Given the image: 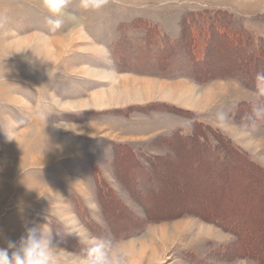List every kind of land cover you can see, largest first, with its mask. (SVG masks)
<instances>
[{"label":"rangeland","instance_id":"obj_1","mask_svg":"<svg viewBox=\"0 0 264 264\" xmlns=\"http://www.w3.org/2000/svg\"><path fill=\"white\" fill-rule=\"evenodd\" d=\"M40 5L0 0V246L19 242L39 224L59 244L61 264H78L84 248L65 232L118 240L130 264H256L224 257L235 236L197 216L149 220L142 197L148 158L170 155L184 165L162 167L158 175L167 181L151 183L159 201L151 212L170 214L197 199L194 207L203 210L245 207L213 181L220 169L201 175L198 165L206 158L190 155L192 148L173 154L164 138L190 133L201 121L264 166V122L245 128L243 114L235 112L251 89L236 77L184 75L192 57L188 33L204 25L261 43L264 0H108L99 13L72 0L82 25L56 32ZM218 46L211 48L212 63L219 70L235 67L240 56ZM33 54L45 63L30 64L25 57ZM144 79L166 84L147 90ZM220 109L232 117L224 126L215 118ZM129 147L144 172L132 169Z\"/></svg>","mask_w":264,"mask_h":264},{"label":"trees","instance_id":"obj_2","mask_svg":"<svg viewBox=\"0 0 264 264\" xmlns=\"http://www.w3.org/2000/svg\"><path fill=\"white\" fill-rule=\"evenodd\" d=\"M200 32L191 31L187 39L190 74L195 80L204 81L217 77H236L246 87L252 89L255 83L254 74L264 71V40L256 44L252 38L243 36L240 32L229 31L226 28L217 26L216 23L204 25ZM222 43L219 44L218 42ZM221 52L227 54H237L240 56L237 65L230 69H217V65L211 58V48L214 46ZM242 62V63H240ZM240 64V65H239ZM251 110L249 101L242 102L235 109L236 113L245 116ZM183 111V110H182ZM190 133L177 131L170 137L164 138L170 146L171 153L181 152L178 148L194 149L193 157L205 159L199 162V171L202 174L218 172L213 181L218 180L219 187H226L223 193L234 196L235 203H242L245 207L237 205L235 211L198 209L200 199L192 201L191 205H183L175 209L170 214L151 212L156 211L159 201L151 191V183L159 180L160 185L166 183V178L158 175L162 167L171 170L180 168L184 165L183 161L166 157H150L148 164L151 170H147V194L142 197V201L149 205L146 215L149 220L170 219L178 216L194 215L207 222H211L235 236L224 249V257L235 259L245 257L251 259L256 264H264V166L259 164L249 154L233 142L217 128L212 125L204 124L201 121L195 122L191 127ZM174 154V153H173ZM182 155V154H181ZM180 156V155H178ZM196 160V159H195ZM129 162L132 169H139L144 172L145 166L133 149L129 147ZM146 170V169H145ZM135 172V171H134ZM136 174V173H135ZM145 174V175H146ZM161 181V182H160ZM235 185L240 188L233 189ZM198 198V197H197ZM149 199V200H148ZM148 201V202H147ZM196 208V209H194ZM258 216L254 218V216ZM252 218V219H251ZM233 258V259H234Z\"/></svg>","mask_w":264,"mask_h":264},{"label":"clouds","instance_id":"obj_3","mask_svg":"<svg viewBox=\"0 0 264 264\" xmlns=\"http://www.w3.org/2000/svg\"><path fill=\"white\" fill-rule=\"evenodd\" d=\"M72 0H41V8L45 12V21L49 30L56 32L66 24L72 23L81 26V17L71 11ZM79 7L86 11L102 12L108 0H78ZM32 65L37 62L45 63L43 58L33 54L32 57H25ZM249 103L251 110L242 117L245 128L255 130L260 122H264V71L255 74L254 87L250 90ZM42 115V114H41ZM219 125L224 126L231 120V115L224 109L215 114ZM8 141L13 139L7 134ZM23 213V206L18 205ZM45 225L35 224L27 229V234L19 242L6 241V247L0 246V264H61L60 247L54 243L50 233L45 230ZM63 232V226H62ZM75 234L80 243L84 245L83 255L79 258L78 264H130V253L125 250L118 240L108 237H84L79 233ZM3 233L0 232V237Z\"/></svg>","mask_w":264,"mask_h":264},{"label":"bare ground","instance_id":"obj_4","mask_svg":"<svg viewBox=\"0 0 264 264\" xmlns=\"http://www.w3.org/2000/svg\"><path fill=\"white\" fill-rule=\"evenodd\" d=\"M144 81L146 82V83H148V84H146V86H145V88L148 90L150 87H151V83L152 84H157V83H159L158 81H155V80H147V79H144ZM116 89V85L115 84H113L112 86H111V88L108 90V91H110V90H115ZM108 91H106V92H108ZM101 93H104V92H96L93 96H96L97 94H101ZM191 93V92H190ZM189 94V93H188ZM188 94H186V95H188ZM182 95H185V94H182ZM193 95V94H192ZM189 98V97H188ZM192 100H194V98H192Z\"/></svg>","mask_w":264,"mask_h":264},{"label":"crops","instance_id":"obj_5","mask_svg":"<svg viewBox=\"0 0 264 264\" xmlns=\"http://www.w3.org/2000/svg\"><path fill=\"white\" fill-rule=\"evenodd\" d=\"M147 80H155V81H158V80H156V79H147ZM159 82V84H166V82L165 81H158ZM180 82H182V81H178V82H174V83H177V84H179ZM158 84V83H157ZM102 92V91H101ZM101 94H103V93H101Z\"/></svg>","mask_w":264,"mask_h":264}]
</instances>
